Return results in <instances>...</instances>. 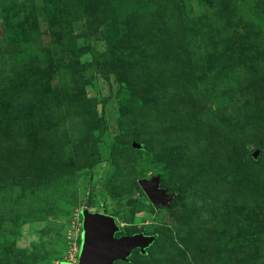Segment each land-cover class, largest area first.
Returning <instances> with one entry per match:
<instances>
[{"label": "rangeland", "instance_id": "obj_1", "mask_svg": "<svg viewBox=\"0 0 264 264\" xmlns=\"http://www.w3.org/2000/svg\"><path fill=\"white\" fill-rule=\"evenodd\" d=\"M117 2L0 0V264L74 261L103 207L155 236L117 264H264V0Z\"/></svg>", "mask_w": 264, "mask_h": 264}, {"label": "water", "instance_id": "obj_2", "mask_svg": "<svg viewBox=\"0 0 264 264\" xmlns=\"http://www.w3.org/2000/svg\"><path fill=\"white\" fill-rule=\"evenodd\" d=\"M258 155L254 151L253 159ZM138 185L151 203L161 206L174 198L175 194H167L159 187L158 177L150 180H139ZM81 246L75 264H115L125 262L133 249H139L145 255V249L154 241V235L135 233L117 236L120 227L113 216L102 212L81 211ZM60 264H67L61 262ZM71 264V263H68Z\"/></svg>", "mask_w": 264, "mask_h": 264}, {"label": "trees", "instance_id": "obj_3", "mask_svg": "<svg viewBox=\"0 0 264 264\" xmlns=\"http://www.w3.org/2000/svg\"><path fill=\"white\" fill-rule=\"evenodd\" d=\"M156 1L157 0H141L139 4H130V3H116L115 4V12H116V26L118 30L125 34L126 26L124 21L130 18L133 15L137 14H145V13H152L155 11L156 8ZM109 52L106 51L105 55ZM115 200L116 207H119L120 203L124 200V198L118 197L113 199ZM102 212L113 216L114 211L108 210L107 208L103 207Z\"/></svg>", "mask_w": 264, "mask_h": 264}, {"label": "flooded vegetation", "instance_id": "obj_4", "mask_svg": "<svg viewBox=\"0 0 264 264\" xmlns=\"http://www.w3.org/2000/svg\"><path fill=\"white\" fill-rule=\"evenodd\" d=\"M116 222H117V220H116ZM117 223H118V222H117ZM118 225H119V224H118ZM119 227H120V226H119ZM120 231H121V229L119 230L117 236L122 235V233H121ZM134 234H135V233H134ZM142 234H143V233H142ZM125 235H127V234H125ZM131 235H132V234H131ZM151 235H152V234H151ZM153 243H154V241H153ZM153 243H152V244H153ZM152 244H151V245H152ZM151 245H150V246H151ZM150 246H149V247H150ZM149 247H148V248H149ZM148 248L145 249L146 252H147V249H148ZM133 252H137L139 255H143V254L140 253V250H139V249H133V250L130 252L129 257L127 258V260H126L125 262L129 261L130 256L132 255ZM145 254H146V253H145ZM117 263H118V262H117ZM117 263H115V264H117Z\"/></svg>", "mask_w": 264, "mask_h": 264}, {"label": "crops", "instance_id": "obj_5", "mask_svg": "<svg viewBox=\"0 0 264 264\" xmlns=\"http://www.w3.org/2000/svg\"><path fill=\"white\" fill-rule=\"evenodd\" d=\"M66 263H71V264H75L76 261H65Z\"/></svg>", "mask_w": 264, "mask_h": 264}, {"label": "built area", "instance_id": "obj_6", "mask_svg": "<svg viewBox=\"0 0 264 264\" xmlns=\"http://www.w3.org/2000/svg\"><path fill=\"white\" fill-rule=\"evenodd\" d=\"M72 257H73L74 261H76V259H77V255H76V256L73 255Z\"/></svg>", "mask_w": 264, "mask_h": 264}, {"label": "clouds", "instance_id": "obj_7", "mask_svg": "<svg viewBox=\"0 0 264 264\" xmlns=\"http://www.w3.org/2000/svg\"><path fill=\"white\" fill-rule=\"evenodd\" d=\"M77 260V259H76Z\"/></svg>", "mask_w": 264, "mask_h": 264}]
</instances>
